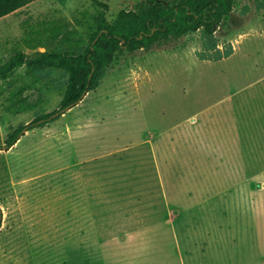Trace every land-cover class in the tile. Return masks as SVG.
Here are the masks:
<instances>
[{
	"label": "rangeland",
	"instance_id": "rangeland-1",
	"mask_svg": "<svg viewBox=\"0 0 264 264\" xmlns=\"http://www.w3.org/2000/svg\"><path fill=\"white\" fill-rule=\"evenodd\" d=\"M102 1L115 21L143 0ZM99 11L28 4L0 19V64L82 53ZM68 82L27 65L0 80V144L58 110ZM63 112L0 149V264H264V0H238L213 34L117 54Z\"/></svg>",
	"mask_w": 264,
	"mask_h": 264
},
{
	"label": "trees",
	"instance_id": "trees-1",
	"mask_svg": "<svg viewBox=\"0 0 264 264\" xmlns=\"http://www.w3.org/2000/svg\"><path fill=\"white\" fill-rule=\"evenodd\" d=\"M34 1L0 0V19ZM91 1L100 8L97 29L82 53L46 50L28 55L19 51L0 64V80L7 79L17 67L24 65L55 68L69 73L60 108L9 133L5 146L0 144V149L12 148L25 131L43 128L59 119L63 111L76 106L86 93L98 85L117 54L150 49L199 30L213 34L232 14L238 0H143L133 10H122L115 21L107 17L108 3ZM25 99H21V103ZM1 217L0 209V227Z\"/></svg>",
	"mask_w": 264,
	"mask_h": 264
},
{
	"label": "crops",
	"instance_id": "crops-1",
	"mask_svg": "<svg viewBox=\"0 0 264 264\" xmlns=\"http://www.w3.org/2000/svg\"><path fill=\"white\" fill-rule=\"evenodd\" d=\"M20 11V10H19ZM18 11V12H19ZM17 13V12H16ZM15 14V13H14ZM241 127V125H240ZM232 134V131L228 130L227 129V126H225V128H220L218 129V131L215 133V138L214 139H211L210 142H209V146L212 148L213 145H214V148L216 150H219V148L221 147L220 145H226L227 144V140H223V138L225 136H231ZM240 137H242V132L239 134ZM226 138V137H225ZM233 140V141H232ZM230 139L228 140V145L230 146H235V145H238V149L237 148H233V149H226L228 152H226V156H233V154H236L234 156H243V151H242V139L240 140V143L238 142V140H234V139ZM221 142H224L223 144ZM234 142V143H233ZM185 143L187 144H190L191 146H195L197 149L203 145L204 146V139L199 137L198 139H195L193 141H188V140H185ZM226 143V144H225ZM236 151V152H234ZM239 154H238V152ZM193 156H199V155H193Z\"/></svg>",
	"mask_w": 264,
	"mask_h": 264
}]
</instances>
